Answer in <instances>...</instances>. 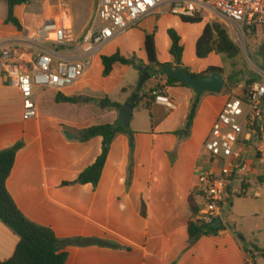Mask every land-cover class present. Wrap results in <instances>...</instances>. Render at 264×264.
<instances>
[{
	"label": "crops",
	"instance_id": "1",
	"mask_svg": "<svg viewBox=\"0 0 264 264\" xmlns=\"http://www.w3.org/2000/svg\"><path fill=\"white\" fill-rule=\"evenodd\" d=\"M95 4L96 0L91 3L92 10L87 25L77 32V36L88 27ZM25 6L14 9V14L22 26L20 32L5 24L7 14L0 16V45L26 37L25 25L17 15L18 8ZM151 17L150 15L135 27L140 28L143 35L155 34L158 51V20ZM149 19L150 30L146 28ZM58 23L64 25L62 22ZM204 26L205 24L196 40ZM68 27L73 28L72 24ZM170 28L164 29L167 52L170 41L166 32ZM218 59L210 65L199 66L194 74L204 72L208 67H217ZM98 61L100 62V56ZM158 61L161 64L166 62L165 64H171L173 67L177 66L170 55L162 62L158 54ZM184 62L182 58V65ZM187 63L191 66L190 62ZM143 65H148L147 60ZM79 84L80 82L60 94L69 99L73 88ZM159 84L164 87L163 93L174 102L175 109H166L155 102L151 104L150 109L156 107L163 116L159 124H152L151 133L140 137L134 132L135 150L132 162L128 136L118 134L110 147L96 188L90 184L62 187L63 182L73 181L95 161L100 153L101 139L95 138L82 143L76 136L77 132L85 127L68 123L73 126V141L67 143L63 126L58 124L54 130L42 126L40 107L43 97L52 93L53 96L49 95L50 104L63 105L67 102L57 103V94L49 91L41 92L37 96L39 117L24 121L20 95L15 88L4 84L0 69V152L18 141L24 142V148L17 153L6 183L16 206L30 221L53 230L59 241L81 238L117 245L71 246L61 242L59 252L68 254L66 264H246V253L233 235L202 237L190 244L187 225L193 214L187 200L189 196H195L194 200L200 207L202 201L194 194L197 179L193 170L187 167L184 156L187 145H178L177 137L180 130L185 129L193 93L180 85L166 87V79L160 82L155 77L145 84L144 93L150 97V91ZM135 89L136 86H132L130 91L134 93ZM177 95L182 98L180 105H177ZM145 102L143 99L139 106ZM222 106L213 111L204 140L208 137ZM114 110L116 112L113 113L111 123L104 124L117 122L119 111ZM202 121L201 112L198 110L189 133L199 130ZM49 130L53 132L54 137L49 135ZM163 136L170 138V149L177 150L172 161L156 157L157 153H160ZM139 137L143 141H139ZM60 148L62 152L58 150ZM263 183L264 178L259 185ZM143 207L145 216L142 215ZM18 242V236L0 221V261L9 260L13 256Z\"/></svg>",
	"mask_w": 264,
	"mask_h": 264
},
{
	"label": "built area",
	"instance_id": "2",
	"mask_svg": "<svg viewBox=\"0 0 264 264\" xmlns=\"http://www.w3.org/2000/svg\"><path fill=\"white\" fill-rule=\"evenodd\" d=\"M164 6L178 18L220 17L231 29L235 43L244 41L250 29L264 27V0H96L90 23L79 36L71 27L46 20L28 36L0 45L1 76L4 84L20 95L22 119L39 117V93L60 94L77 85L103 47ZM151 95L156 104L175 109L163 91ZM203 151L208 168L196 185L202 204L191 221L220 226L219 219L224 226L231 202L250 194L252 180L258 185L264 178L263 71L254 82L225 96ZM252 197L258 198L259 193L255 191ZM253 261L248 260L250 264Z\"/></svg>",
	"mask_w": 264,
	"mask_h": 264
},
{
	"label": "rangeland",
	"instance_id": "3",
	"mask_svg": "<svg viewBox=\"0 0 264 264\" xmlns=\"http://www.w3.org/2000/svg\"><path fill=\"white\" fill-rule=\"evenodd\" d=\"M94 0H29V4L25 7H20L17 10L19 19L24 23L26 28L25 36H28L32 32L39 29L40 24L46 20H55L57 23L62 22L65 26L72 24L74 35L79 30L86 26L90 18V11L92 10L91 3ZM169 7L164 6L159 11H155L151 14V18L158 20V30L156 33V41L158 42V54L160 61L164 62L169 58L166 50V38L164 36V29L171 27L182 37L183 52V66L190 68L191 73H195L196 69L201 66H207L212 64L216 58H219L216 62L217 67L223 71V77L225 79V87L221 94L205 93L199 98L197 105V111L200 110L201 118L203 119L199 130L194 133H189L190 130L181 129L180 135L177 137V144H186L184 156L186 157L188 169L193 170L194 176L198 179L199 175L204 172L208 167L206 162L208 156L204 154L203 143L205 131L210 125L211 115L220 105H223V99L232 91H239L248 84L247 82L253 75L259 76L261 70L253 62L252 57L257 53L258 47L264 44V27H257L253 34H246L244 41L235 43L231 39V29L221 21L220 17H214L210 19L208 17H202V23L197 26L184 25L181 23L178 17H173L168 14ZM7 14V7L0 3V16ZM150 18V19H151ZM147 21L146 28L151 29V20ZM217 22L223 25L230 39L240 49V55L229 60L221 56H210L206 60H197L194 55L195 40L199 35L203 24ZM174 26V27H172ZM120 53L128 58H135L138 64L136 67L115 65L112 72L108 77L102 76L103 66L98 61L99 56H110L115 53ZM190 62V65L187 63ZM146 63L144 53V35L140 28H131L126 34L115 38L110 44L103 47L100 53L96 56V61L93 63L90 73L80 81V84L73 88L72 94L69 95V102H65L63 105L50 104L48 97L42 98V110L40 124L47 126L49 129H56L59 124L63 126L64 137L66 142H72L73 126L71 124H79L82 127L96 126L104 123H111L114 109H101L99 107L100 101L108 99L110 102H116L122 106L128 98H131L133 92L130 91L132 86H137L140 75H138L137 68L140 65ZM164 62L163 64H165ZM192 67V68H191ZM237 74V82L234 85H229L227 77L231 73ZM159 79L160 82L165 81V77L161 75L154 76ZM156 85L153 87H160ZM193 93V99L190 104V109L193 107L195 94L191 88H187ZM84 94V95H80ZM123 98V100H121ZM177 105L181 104L182 98L176 96ZM156 107H152L149 111L144 105L136 108L132 115L130 123V130L137 132L140 137L144 134L152 132V124H159L162 116L159 114ZM115 115V114H114ZM119 118V117H118ZM117 118V122H118ZM54 127V128H53ZM182 131H186L184 135H181ZM49 135L54 137L53 132L49 130ZM179 134V133H178ZM139 137V141L141 138ZM204 140V141H203ZM161 150L157 153L156 157L169 159L172 161L176 157V148L170 149V138L163 136L161 140ZM62 143V142H61ZM60 143V144H61ZM60 152L63 150L58 149ZM259 193L258 198H253L254 192ZM250 194L247 196L235 198L231 202V206L226 212L225 220L226 225L225 232H222L217 237H230L235 233H238L247 247V262L250 258L254 259L252 264H264V183L261 185H255L252 180V188L249 190ZM194 194L199 198L194 190ZM200 199V198H199ZM228 235V236H227ZM222 239V238H221ZM238 241V239L236 238ZM239 242V241H238ZM241 247L242 243L239 242ZM254 257V258H253Z\"/></svg>",
	"mask_w": 264,
	"mask_h": 264
},
{
	"label": "trees",
	"instance_id": "4",
	"mask_svg": "<svg viewBox=\"0 0 264 264\" xmlns=\"http://www.w3.org/2000/svg\"><path fill=\"white\" fill-rule=\"evenodd\" d=\"M0 2L7 7V16L4 21L5 24L13 26L19 32L22 31V26L14 14V9L18 6L28 5L29 0H0ZM179 19L183 24L191 26H197L202 23V16L200 15L192 18L181 17ZM255 31L256 29L252 28L250 29L249 34H253ZM166 33L170 41L168 54L174 60L175 64L177 61H179V64L176 67H181L184 70L190 72L189 68L183 67L182 65L184 48L181 45V37L173 28L168 29ZM144 52L146 54L148 65H140L139 68L146 69L150 79L156 75H161L162 77L166 78V87L180 85L181 87L189 88L186 85L181 84L178 80L162 73L161 68L165 65L171 64L159 63L155 34H144ZM194 55L198 60H205L210 55L221 56L229 60H233L240 55V49L230 39L229 34L223 25L217 22H211L205 24L200 36L196 40ZM252 60L258 66V68L264 72V44H261L258 47L257 53L254 57H252ZM100 62L103 66L102 76L104 78L110 75L115 65L129 66L134 68L138 64L135 58L125 57L118 52L110 56H100ZM215 73L223 75L222 69L218 67H208L204 72L199 74H191L198 78L209 76ZM236 78L237 74L232 72L227 77L228 84L234 85L237 82ZM257 78V75H253L247 84L254 82ZM144 88L145 85L141 89L132 105L134 109L138 108L143 99L146 100L144 107L147 110H149L151 104L155 102V97L152 95L148 97L144 93ZM163 88V86L156 87L150 91V94H157L160 90L162 91ZM68 100L69 99L63 97L61 94H57L55 97V101L57 103ZM129 100L130 98H128L127 102ZM198 102L199 99L194 100L195 106L194 108L191 107L189 111L185 124L186 130H190L192 128L194 119L196 117ZM99 107L101 109L113 108L119 111L122 105L115 102H110L108 99H103L100 101ZM118 134H125L128 136L130 162H132V155L135 150V133L132 132L130 128H123L119 122L82 128L77 132L76 139L82 143H85L95 138H100V153L95 161L85 168L76 177V179L73 181L63 182L61 186L69 187L90 184L96 188L101 179V175L109 155L110 147ZM23 148L24 142L21 140L10 148L0 152V221L9 227L19 238V242L16 246L13 256L9 260L0 261V264H66L68 260V254L66 252H59V245L61 242L71 246L109 245L112 247H117V245H113L111 243L108 244L102 241L85 240L81 238L59 241L53 230L30 221L22 214V212L16 206L12 196L8 192L6 183L14 167L17 153ZM127 184L129 183L127 182ZM194 197L195 196L192 195L189 196L187 202L190 212L192 214H197L201 207L197 205ZM144 214L143 207L142 215L145 216ZM222 232H225V228L222 225L204 226L192 221H189L187 225V235L190 244H194L202 237H217ZM243 250L245 253H247V247H243Z\"/></svg>",
	"mask_w": 264,
	"mask_h": 264
},
{
	"label": "water",
	"instance_id": "5",
	"mask_svg": "<svg viewBox=\"0 0 264 264\" xmlns=\"http://www.w3.org/2000/svg\"><path fill=\"white\" fill-rule=\"evenodd\" d=\"M179 64V61L176 62ZM140 73V78L134 93L132 94L130 100L126 102L119 110L118 122L123 128H129L134 108L132 107L134 101L136 100L138 94L140 93L143 86L150 80V76L146 69L137 68ZM164 75L169 76L173 79L178 80L181 84L186 85L191 88L195 94V100H198L205 93L221 94L225 87V79L219 73H215L209 76L194 77L190 72L184 70L181 67H173L171 65H165L161 68ZM195 105H193L194 108ZM186 131H182L181 135H184ZM217 225H221V221L217 220ZM234 237L242 243L243 247L246 243L243 238L239 236L238 233L234 234Z\"/></svg>",
	"mask_w": 264,
	"mask_h": 264
}]
</instances>
